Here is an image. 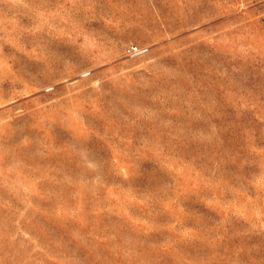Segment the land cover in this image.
<instances>
[{
    "label": "rangeland",
    "instance_id": "rangeland-1",
    "mask_svg": "<svg viewBox=\"0 0 264 264\" xmlns=\"http://www.w3.org/2000/svg\"><path fill=\"white\" fill-rule=\"evenodd\" d=\"M0 264H264V0H0Z\"/></svg>",
    "mask_w": 264,
    "mask_h": 264
}]
</instances>
